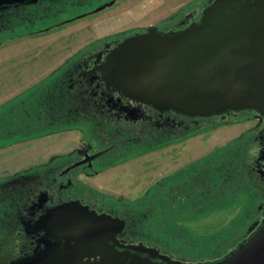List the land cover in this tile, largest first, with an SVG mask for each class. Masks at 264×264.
Masks as SVG:
<instances>
[{
    "label": "flooded vegetation",
    "instance_id": "obj_1",
    "mask_svg": "<svg viewBox=\"0 0 264 264\" xmlns=\"http://www.w3.org/2000/svg\"><path fill=\"white\" fill-rule=\"evenodd\" d=\"M92 1L40 0L38 4L54 7L51 13L57 16L63 10L62 7ZM111 1H115V5L121 0ZM45 2H52L53 6ZM25 7H15L16 14L21 15ZM2 11L0 9L2 33L29 28L45 19L35 18L28 24L12 27L14 22L3 18ZM201 11L202 7H196L185 18L173 24L156 25L160 29L181 28L198 20ZM146 28L128 30L83 51L76 59L68 62L59 80L46 94V98L52 99L45 105L47 108L44 113L54 119L58 118L56 113L59 114L56 119L60 122L58 130L78 129L83 137L80 146L71 154L50 165L27 170L26 173L0 182V264L32 260L44 255L49 242L54 243L55 240L47 237V230L39 223L41 217L51 209L74 202L98 214L106 213L123 219L125 227L117 235L122 244L143 243L153 246L182 260L184 264L214 262L224 258L263 223L264 115L253 110L230 111L211 117H189L172 111L164 112L120 95L101 78L99 67L109 52L124 38ZM242 122H254V125L234 140L231 152L230 146H224V152H210L194 162H188L187 166L160 181L159 189L162 191L156 189L157 195H149L152 198L148 201L150 207H165L174 211L193 207L205 209L211 202L209 196L221 191L222 187L236 184L240 190L236 192H244L250 204L258 200L259 205L255 210L249 209L246 214L250 218L248 230L234 244L210 252L208 258L188 260L150 242L152 237L140 224L148 216L151 217L154 211L129 213L124 206L119 205L116 198L97 194L77 179L78 175H96L114 159L125 158L133 152L180 142L198 132L215 128L216 125ZM216 186L218 190H215ZM214 190L216 192L213 193ZM229 200L223 198L220 202ZM140 216H144L143 219Z\"/></svg>",
    "mask_w": 264,
    "mask_h": 264
},
{
    "label": "rangeland",
    "instance_id": "obj_2",
    "mask_svg": "<svg viewBox=\"0 0 264 264\" xmlns=\"http://www.w3.org/2000/svg\"><path fill=\"white\" fill-rule=\"evenodd\" d=\"M110 1L93 0L82 5H67L62 7L63 10L57 16L47 17L32 29L0 32V45L8 46L4 54L0 52V58L20 56L23 61L26 59L28 64L25 66L36 68L35 77L38 80L33 83H25L27 79L19 82L22 84L15 87L12 92L9 91L4 99L6 100L4 109L7 113L2 115L0 182L26 173L27 170L50 165L57 159L71 154L80 146L83 137L78 129L58 130L59 123L41 133L25 129L24 119L27 115L24 116L22 112L31 113L34 118L39 119L42 108L38 105L47 103L44 102L43 96L39 95L38 100V95L25 97L24 92L30 90V87L35 89L37 82H43L50 76L59 80L58 76H61L69 61L76 59L83 51L104 39L119 36L137 27L173 24L185 18L194 8L203 9L209 2V0H121L99 12L91 13ZM73 18L75 19L71 22H66ZM13 43L14 45H11ZM35 50L38 56L30 54ZM18 67L17 78L21 75V69L19 71ZM27 72L29 73L24 68L22 75L27 76ZM52 78L48 82H51L50 80L53 82ZM25 99L27 101L24 103ZM14 102H18V105L11 106ZM44 116L46 115L42 117ZM55 116L59 118L58 113ZM253 125L254 122L216 125L215 128L198 132L180 142L114 159L98 174L78 175L77 179L95 190L97 194L116 198L119 205L124 206L129 213L154 211L151 217L148 216V219L140 224L152 237L153 240L150 239V242L188 260L208 258L210 252L234 244L248 230L250 218L246 214L249 209L255 210L259 205L258 200L250 204L244 192H236L240 191L236 184L222 187L221 191L209 196L211 202H208L209 207L205 209L193 207L174 211L165 207H150L148 201L152 198L149 195H157L162 191L159 189L160 181L187 166L188 162H194L210 152H224L227 146H230L231 152L234 140ZM32 132L30 136L29 133ZM224 146L226 148L222 149ZM218 189L216 186L215 190ZM215 190L212 192H216ZM223 198L230 200L220 202ZM140 217L143 219L144 216Z\"/></svg>",
    "mask_w": 264,
    "mask_h": 264
},
{
    "label": "water",
    "instance_id": "obj_3",
    "mask_svg": "<svg viewBox=\"0 0 264 264\" xmlns=\"http://www.w3.org/2000/svg\"><path fill=\"white\" fill-rule=\"evenodd\" d=\"M39 1L0 0V9ZM99 70L108 87L160 111L189 117L245 110L264 115V0H210L186 26L152 25L124 38ZM39 223L55 242L44 255L11 264H184L153 246L122 244L117 235L123 219L76 202L49 210ZM198 264H264V221L224 258Z\"/></svg>",
    "mask_w": 264,
    "mask_h": 264
},
{
    "label": "crops",
    "instance_id": "obj_4",
    "mask_svg": "<svg viewBox=\"0 0 264 264\" xmlns=\"http://www.w3.org/2000/svg\"><path fill=\"white\" fill-rule=\"evenodd\" d=\"M14 43L11 44V45H14ZM11 45H9V46H11ZM6 47H8V46L7 45H0V52H2V54H4V51H5ZM35 48H33V49H35ZM33 53L36 56H38L37 55L38 52L36 50L32 51V53H30V54H33ZM21 58L22 57H20V56H16V57L13 56L12 58H7V57L0 58V107H1L0 108V120H3L2 115H4V113L5 114L7 113L6 110L4 109L6 107L5 106V101L6 100H4V99L8 95V92L9 91L12 92L15 87H17V86L22 84V83H19V82H22V81H24L26 79L27 80L25 81V83H27V82L28 83H30V82L33 83L35 81H38V80H36V77H35L36 76L35 74L37 73L36 68L33 67V66H30V68L25 66V65L28 64V61L25 58H24L25 61H23V59H21ZM17 67H18V70L21 69V71L19 70L21 72V75H20L19 78L16 77ZM24 68L26 69V71H29V73L27 72V76H23L22 75V72H23ZM10 74H11V76H9ZM58 77H60V76H58ZM50 78H52V76H50L46 80H43V82H40V81L37 82L36 86L33 85L35 87V89L30 87V90L24 92L23 95L26 94V95H24L25 97L26 96L38 95V98H39V95L42 94L43 91H45L46 94H47L48 92H50L52 90L51 88L53 87V84H54L55 80L56 79L58 80V78L56 77L54 79L52 78L54 80L53 82H52V80H50L51 82H48ZM44 93H43L42 96H44ZM26 101H27V99H25L23 102L25 103ZM14 104L18 105V102L12 103L11 106H13ZM2 108L4 109V111H2L3 110ZM22 113L24 114V116L27 115L26 119H24V124H25L24 128L28 129L30 131L37 130L38 128L46 129V128L54 127L55 124L58 122V120H54V118H51L49 116H47L48 118L46 116L42 117V119H43L42 120V119L34 118L31 115V113H28V112H25V113L22 112ZM45 115H47V114H45ZM13 118H15V117H13ZM47 119H49V120H47ZM45 122H48L49 124L48 125H43V123H45ZM58 123H60V122H58ZM32 134H33V132L29 133L30 136Z\"/></svg>",
    "mask_w": 264,
    "mask_h": 264
},
{
    "label": "trees",
    "instance_id": "obj_5",
    "mask_svg": "<svg viewBox=\"0 0 264 264\" xmlns=\"http://www.w3.org/2000/svg\"><path fill=\"white\" fill-rule=\"evenodd\" d=\"M58 3H60V2H58ZM45 4L47 5V4H50V5H52L53 6V3L52 2H45ZM26 7V9H24V10H21V15H17L16 14V9L17 8H15V7H10V8H8V9H6V10H4V11H2V16H3V18H8V19H10L11 21H13L14 23L12 24L13 26L12 27H14V25H17V26H20V25H22L23 23L24 24H28V23H30V21H31V19H40V20H43V18H47L48 17V15H52V11H54L53 9H54V7H52V8H50V7H47V6H45L44 4H42V3H40V4H32V5H25ZM44 19V20H45ZM9 20V21H10ZM43 20V21H44ZM29 28H34L33 26L32 27H29ZM5 30H7V29H3L2 31H5ZM56 78V77H55ZM42 93V92H41ZM43 93H44V91H43ZM43 93L42 94H40V96H42L43 95ZM44 95L45 96H43L44 98L43 99H45L44 100V102H48L49 101V99H52V98H46V92L44 93ZM38 100H39V98H38ZM54 101V100H53ZM51 102V101H50ZM41 103V102H40ZM47 106V104H43L42 106H41V104L40 105H38V107H40V108H42L41 109V112H42V114H41V116L39 117V119L43 116V115H45V113H44V111L46 110V106ZM45 110H44V109ZM45 129H43V128H38L37 129V133H41L42 131H44ZM0 138H2V120H0ZM155 148H158L157 146L156 147H152V148H150V150L151 149H155ZM135 153H137V152H133L132 154H135ZM140 153V152H139ZM131 154V155H132Z\"/></svg>",
    "mask_w": 264,
    "mask_h": 264
}]
</instances>
